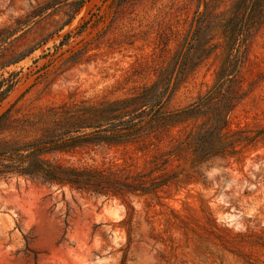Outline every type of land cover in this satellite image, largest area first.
Returning a JSON list of instances; mask_svg holds the SVG:
<instances>
[{
  "label": "rangeland",
  "instance_id": "obj_1",
  "mask_svg": "<svg viewBox=\"0 0 264 264\" xmlns=\"http://www.w3.org/2000/svg\"><path fill=\"white\" fill-rule=\"evenodd\" d=\"M75 1L0 0V83L14 86L0 103V138L46 137L52 107L139 97L133 110L153 85L166 110L182 108L243 50L237 98L224 139L201 161L206 115L50 154L115 162L121 180L147 190L0 177V264H264V0Z\"/></svg>",
  "mask_w": 264,
  "mask_h": 264
},
{
  "label": "trees",
  "instance_id": "obj_2",
  "mask_svg": "<svg viewBox=\"0 0 264 264\" xmlns=\"http://www.w3.org/2000/svg\"><path fill=\"white\" fill-rule=\"evenodd\" d=\"M84 1L76 0V8L79 9ZM50 4L47 3L44 8ZM248 33H250V26ZM1 34L2 32L0 36ZM242 42L245 44L246 40ZM35 49L36 47L33 46L6 60L3 67L17 63ZM239 51L228 60L215 84L204 95L179 109L170 111L165 109V93L158 90L156 85L142 91V93L145 92L143 96L145 100L133 110L129 108L141 101L139 97H129L112 103L80 102L72 107L62 105L60 109L52 107L46 119L54 128L46 137L26 142L0 138V177L9 178L18 175L48 184L70 183L79 189L86 191L93 189L96 194L106 195L113 190L119 191L123 186L132 187L135 190L149 189L150 187L143 186L145 182L132 185L121 180L115 162L101 167L74 166L65 164L60 159L51 157L50 154L75 150L89 144L92 146L124 144L140 140L145 135L158 130L159 126L168 124L169 121L187 120L206 115L214 122L209 127H202L198 133L196 151L199 154L195 157V161L203 160L208 149L222 142V138L224 139L226 135L224 129L228 123L233 100L237 98L234 84L244 57L243 50ZM5 85L0 83V103L8 97L14 87L12 84ZM6 115L7 112H3L0 120ZM245 139L251 140L253 136L245 135ZM234 142L232 141L229 145H233Z\"/></svg>",
  "mask_w": 264,
  "mask_h": 264
}]
</instances>
